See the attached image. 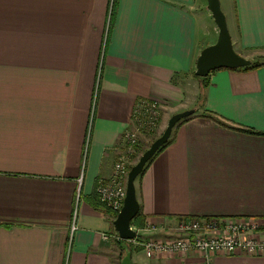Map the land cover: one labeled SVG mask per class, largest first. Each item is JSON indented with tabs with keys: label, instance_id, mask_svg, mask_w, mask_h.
<instances>
[{
	"label": "crops",
	"instance_id": "crops-1",
	"mask_svg": "<svg viewBox=\"0 0 264 264\" xmlns=\"http://www.w3.org/2000/svg\"><path fill=\"white\" fill-rule=\"evenodd\" d=\"M220 1L235 50L254 61L264 0ZM207 4L117 0L100 71L109 0H0V264H121L128 250L132 264H264L241 252L148 257L142 246L181 218L264 219V135L205 116L264 133V65L217 69L201 96L197 58L219 34ZM140 99L160 103L163 127L195 113L138 177L144 226L133 220L126 240L96 186Z\"/></svg>",
	"mask_w": 264,
	"mask_h": 264
},
{
	"label": "built area",
	"instance_id": "built-area-1",
	"mask_svg": "<svg viewBox=\"0 0 264 264\" xmlns=\"http://www.w3.org/2000/svg\"><path fill=\"white\" fill-rule=\"evenodd\" d=\"M135 127L124 133L122 153L114 164L112 174L100 179L96 186V196L101 204L118 214L124 206L127 179L134 164L144 131H155L161 120V106L156 100L140 99L134 109ZM79 197V196H78ZM78 209L75 208L72 231L77 228ZM155 230V227H151ZM177 235L153 237L142 243L148 257L157 253L183 254L199 252L211 260L214 254H235L264 256V219L249 221L233 218H200L189 220L181 218L174 227ZM120 239V236L118 235ZM134 240V239H133Z\"/></svg>",
	"mask_w": 264,
	"mask_h": 264
},
{
	"label": "water",
	"instance_id": "water-1",
	"mask_svg": "<svg viewBox=\"0 0 264 264\" xmlns=\"http://www.w3.org/2000/svg\"><path fill=\"white\" fill-rule=\"evenodd\" d=\"M207 2V8L212 13V17L219 29V34L216 42L201 50L197 58L195 74L200 77H207L217 69H236L251 65L253 63L251 59L241 55L235 50L227 16L222 9L221 1L207 0ZM194 113L195 109H188L173 114L168 120L163 133L151 143L140 155L138 161L131 166L127 179L124 206L114 220L115 228L122 239L133 240L137 236V230L132 227V222L140 211L136 186L138 177L158 150L169 141L175 126L181 120ZM121 264H132L130 250L126 252Z\"/></svg>",
	"mask_w": 264,
	"mask_h": 264
},
{
	"label": "rangeland",
	"instance_id": "rangeland-1",
	"mask_svg": "<svg viewBox=\"0 0 264 264\" xmlns=\"http://www.w3.org/2000/svg\"><path fill=\"white\" fill-rule=\"evenodd\" d=\"M116 1L117 0H109L107 24H106V29H105V33H104V41L102 44V59H101V63H100V71L102 70L103 56L105 55V50H106L107 36L109 33L110 25L113 21V14H114V10H115ZM222 9H223V6H222ZM206 10H207L206 12H209V10L207 9V6H206ZM223 11H224V9H223ZM209 20H210L211 24H215V21H214L212 16H211V19H209ZM248 54L251 55L254 58V61H256V62H260V63L264 62V50L249 51ZM195 78H196L195 79L196 87L198 86V89L200 88V94H201V92L203 91V85H202L201 80L199 78H197V77H195ZM201 96H202V94H201ZM162 124H163V114H162V109H161V120H160V124L157 127V129L155 131H151V130L150 131H144L142 134H140V142L136 146L137 152L134 156V157H136L134 164L138 161V158L140 157V155L151 145V143L163 133L165 126L163 127ZM143 134H151V138L149 137L147 139H143V138H141V136ZM146 143H147V146L145 145ZM171 229L172 230H171L170 235H177V232H175L176 230H174V228H171Z\"/></svg>",
	"mask_w": 264,
	"mask_h": 264
},
{
	"label": "trees",
	"instance_id": "trees-1",
	"mask_svg": "<svg viewBox=\"0 0 264 264\" xmlns=\"http://www.w3.org/2000/svg\"><path fill=\"white\" fill-rule=\"evenodd\" d=\"M264 65V62H256V61H253V63L249 66H246V67H241V68H246V69H249V68H257V67H261ZM197 78H199L201 80V83L203 85V91H202V97H205V93H204V90L206 89V87L208 86L210 80H209V76L207 77H200V76H197ZM206 117H209L213 120H216L217 122H219L220 124L226 126V127H229V128H232L234 130H238V131H241V132H245V133H252V134H259V135H264L263 132H260V131H255V130H252V129H249V128H245V127H241V126H234V125H231V124H228L226 121L222 120L219 116L215 115V114H212L211 112L209 113H206L205 115ZM172 136V135H171ZM171 137L169 139V141L164 145L162 146L158 152L154 155V157L161 151L163 150L167 145H169V143L171 142ZM154 157L146 164L143 172L145 171V169L147 168V166L150 164V162L154 159ZM142 172V173H143ZM141 173V174H142ZM140 219V211L138 213V215L135 217L134 219V223L135 225L138 227V229L142 228L144 226V223L143 221H138Z\"/></svg>",
	"mask_w": 264,
	"mask_h": 264
}]
</instances>
